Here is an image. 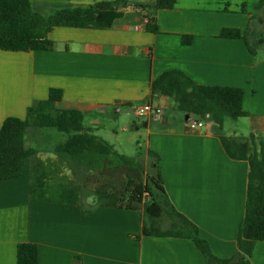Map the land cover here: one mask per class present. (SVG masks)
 <instances>
[{"label":"crops","instance_id":"1","mask_svg":"<svg viewBox=\"0 0 264 264\" xmlns=\"http://www.w3.org/2000/svg\"><path fill=\"white\" fill-rule=\"evenodd\" d=\"M102 1L113 0L31 3L36 12L50 16L57 9ZM190 1L186 5L178 0L175 8L158 11L129 7L106 29L57 27L49 35L55 43L50 51L0 49V129L9 117L27 120L29 108L47 100L51 89H59L63 98L56 108L83 112L86 129L116 149L124 146L129 126L110 129L111 143L103 135L105 120L139 118L136 109L150 104L162 115L140 117L145 121L134 124L127 144L131 146L135 137L144 138V145L137 141V148L160 156L164 187L175 209L198 226L217 258L231 259L239 251L249 163L225 154L213 122L191 132L185 120L177 118L174 98L153 94L152 83L167 71L179 70L198 85L243 89L241 104L224 100V105L247 114L231 118L244 120V126L225 135L253 134L264 149V52L255 49L253 55L244 40L221 38L224 28L249 31L254 14L230 9L227 0H219L217 8ZM148 15L154 17L159 33L147 30ZM184 36H193V43L184 45ZM38 129L45 128L27 131L26 147L36 152L25 162L21 177L0 182V264H17V247L22 243L38 246L39 264H208L191 239L143 235L142 213L112 207L86 211L81 204L48 200V173L72 174L54 153L63 141H51ZM37 183L47 187L46 199H40V193L35 195L38 199L32 198ZM250 261L264 264V242L256 244Z\"/></svg>","mask_w":264,"mask_h":264},{"label":"trees","instance_id":"2","mask_svg":"<svg viewBox=\"0 0 264 264\" xmlns=\"http://www.w3.org/2000/svg\"><path fill=\"white\" fill-rule=\"evenodd\" d=\"M131 2L129 6L128 3ZM178 0H154L152 4L133 0L102 1L88 7L61 8L50 16H43L33 9L31 0H0V49L8 52L50 51L55 43L49 38L57 27L110 28L133 7L138 11L154 8L173 9ZM262 0L256 6L262 8ZM226 9V8H225ZM227 10V9H226ZM147 30L159 33L154 17L147 16ZM264 29V24H263ZM249 32L237 28H224L221 38L242 39L256 55L250 44ZM193 36H184L183 44L191 45ZM264 45V38L259 39ZM153 94L159 93L176 99L175 112L183 121L194 115L204 122H213V132L219 138L225 154L232 160L249 163L246 212L237 235L238 254L231 259L217 258L209 244L200 236L199 228L171 203L164 187L160 171V156L152 150L138 149L134 155L120 154L113 145L91 133L84 125V113L74 109H57L63 93L51 89L47 100L29 108L27 120L7 118L0 129V182L21 177L27 159L35 150L26 147L30 127L51 128L66 135L58 143L54 153L67 163L73 176L71 186L59 185L48 189L57 200L81 204L86 211L98 207L133 210L143 214V235L191 239L203 253L208 264H251L255 246L264 242V149L263 142L253 134L248 137H232L224 134L227 118H240L247 114L229 110L224 100L242 103L244 90L220 89L196 84L179 70L163 73L152 83ZM145 155L148 159H145ZM45 185L32 187V198L46 199ZM37 189H40L37 191ZM42 190V191H41ZM94 198V203H88ZM149 200V202H148ZM177 217L171 228L163 229L164 215ZM17 264H39V249L36 244L22 243L17 247Z\"/></svg>","mask_w":264,"mask_h":264},{"label":"rangeland","instance_id":"3","mask_svg":"<svg viewBox=\"0 0 264 264\" xmlns=\"http://www.w3.org/2000/svg\"><path fill=\"white\" fill-rule=\"evenodd\" d=\"M135 1H143V0H135ZM261 0H227V2L230 4V9L233 10H238V9H245L248 13L254 14L253 20L251 22L250 28H249V41L251 43V45L253 47H255V49H257L259 54H263L264 52V45L263 46H259L258 41L261 38H264V29H263V24H264V0H262L263 4H262V8L260 10L256 9V6L260 3ZM154 2V0H145L143 3L145 4H152ZM182 3H186V5H190L191 1L190 0H181ZM197 3H199V5L203 6V7H212V8H217L220 7L218 5L219 0H195L194 4L196 5ZM226 4L221 5V7H225ZM200 6V7H201ZM173 100V106L177 105L176 99H172ZM224 104H226V102H224ZM193 119H197V117H195L194 115H192ZM111 119V118H110ZM114 123H112L111 121L107 123V120H105L104 125H105V129H106V133L103 132L104 137H107L108 141L113 143L112 140H110V129H116L118 131H121L125 126H129V133H125V139L123 141L124 146H117L116 150L120 153V154H124L127 155L128 151H137L139 148H137L138 146V142L137 141H141V144L144 145V138L143 137H135L136 140H132V144L131 146H129L127 144L128 140L126 139L127 135H131L132 134V130H133V126L134 124H138V125H142V123L145 121V118H138L134 115H131L128 117V119L125 120V122L123 121H118L116 122L114 119H112ZM245 121L241 120V119H231L228 118L225 121V126H224V134L228 135L231 132H234L236 126L240 127V125L244 126ZM111 127V128H110ZM110 130V131H109ZM38 131H42L45 134H48L50 136V140L51 141H56V142H60V141H64L66 139V135L63 133H59L58 131H56L55 129H51V128H45V129H38ZM122 134V133H121ZM124 134V133H123ZM143 152L146 150L145 147L143 149H141ZM145 153V152H144ZM146 154V153H145ZM145 159H148V156L145 155ZM65 165L67 166V163H65ZM65 170V169H64ZM47 178H49L48 183L49 188H55L59 185H63V186H71L73 184V176L70 175L67 170L65 171H61L60 173L57 172H49ZM149 202V200H148ZM173 222H180V220L177 217L174 216H170L165 214L163 219L161 220V226L163 227V229H169L172 226Z\"/></svg>","mask_w":264,"mask_h":264},{"label":"built area","instance_id":"4","mask_svg":"<svg viewBox=\"0 0 264 264\" xmlns=\"http://www.w3.org/2000/svg\"><path fill=\"white\" fill-rule=\"evenodd\" d=\"M136 114L139 117L153 115L159 118L162 115V112L160 110L153 109V107L150 104H147V105L137 108ZM184 120L187 123L189 130L193 133L198 132L205 125L204 121L199 120V119H193L192 115H187Z\"/></svg>","mask_w":264,"mask_h":264},{"label":"water","instance_id":"5","mask_svg":"<svg viewBox=\"0 0 264 264\" xmlns=\"http://www.w3.org/2000/svg\"><path fill=\"white\" fill-rule=\"evenodd\" d=\"M130 3H128V5H129Z\"/></svg>","mask_w":264,"mask_h":264}]
</instances>
